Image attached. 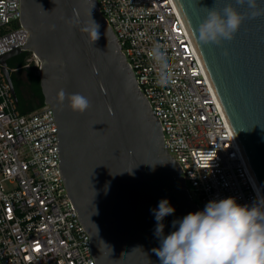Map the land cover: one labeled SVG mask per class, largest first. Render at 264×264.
Instances as JSON below:
<instances>
[{
	"label": "water",
	"instance_id": "water-1",
	"mask_svg": "<svg viewBox=\"0 0 264 264\" xmlns=\"http://www.w3.org/2000/svg\"><path fill=\"white\" fill-rule=\"evenodd\" d=\"M226 124L264 202V16L247 18L231 41L204 44L197 28L215 6L235 0H173ZM258 6L264 3L258 0ZM100 25L92 42L85 28ZM21 25L30 34L25 48L39 60L45 105L56 115L62 171L68 195L91 237L98 264H160L153 249L156 220L151 209L169 200L172 221L200 211L179 163L164 146L162 127L139 90L120 42L97 0H22ZM99 50V51H98ZM65 93L63 101L60 92ZM80 93L91 107L73 112L68 96Z\"/></svg>",
	"mask_w": 264,
	"mask_h": 264
},
{
	"label": "built area",
	"instance_id": "built-area-1",
	"mask_svg": "<svg viewBox=\"0 0 264 264\" xmlns=\"http://www.w3.org/2000/svg\"><path fill=\"white\" fill-rule=\"evenodd\" d=\"M97 3L200 211L228 197L240 205L264 204L173 0ZM21 18L22 0H0V264H98L68 195L55 112L45 105L21 114L5 73L3 57L25 48L31 37ZM154 46L174 73L165 86L148 55ZM31 55L29 64L39 69Z\"/></svg>",
	"mask_w": 264,
	"mask_h": 264
},
{
	"label": "clouds",
	"instance_id": "clouds-1",
	"mask_svg": "<svg viewBox=\"0 0 264 264\" xmlns=\"http://www.w3.org/2000/svg\"><path fill=\"white\" fill-rule=\"evenodd\" d=\"M235 4L246 6L250 12H241L232 3L222 10L216 3L212 9L206 8L207 14L196 30L202 43L231 41L245 19L264 16L258 0H235ZM99 28L93 20L85 28L92 42L100 38ZM148 55L157 67V82L161 86L170 83L174 73L165 52L154 46ZM59 96L63 101L65 93L61 91ZM68 99L72 111L78 114L91 107L89 99L80 93L70 94ZM150 211L156 220L154 235L160 242L153 251L160 264H264V204L258 201L248 206L238 204L234 197L211 200L203 210L173 220L174 230L167 235L163 221L175 213V208L169 200L161 199Z\"/></svg>",
	"mask_w": 264,
	"mask_h": 264
},
{
	"label": "trees",
	"instance_id": "trees-1",
	"mask_svg": "<svg viewBox=\"0 0 264 264\" xmlns=\"http://www.w3.org/2000/svg\"><path fill=\"white\" fill-rule=\"evenodd\" d=\"M31 57L30 53L24 52L20 60L14 58L8 61L9 68L17 70L11 75L14 76L17 107L23 115L30 114L45 106L38 68L34 64H29ZM28 65L29 67H27Z\"/></svg>",
	"mask_w": 264,
	"mask_h": 264
},
{
	"label": "flooded vegetation",
	"instance_id": "flooded-vegetation-1",
	"mask_svg": "<svg viewBox=\"0 0 264 264\" xmlns=\"http://www.w3.org/2000/svg\"><path fill=\"white\" fill-rule=\"evenodd\" d=\"M22 55V54H21ZM21 55H19V56H16V57H14V58H17V60H20V57H21ZM14 58H12V59H14ZM11 60V59H10ZM13 75H11V79H12V82H13V86L15 85V83H14V80H13Z\"/></svg>",
	"mask_w": 264,
	"mask_h": 264
},
{
	"label": "rangeland",
	"instance_id": "rangeland-1",
	"mask_svg": "<svg viewBox=\"0 0 264 264\" xmlns=\"http://www.w3.org/2000/svg\"><path fill=\"white\" fill-rule=\"evenodd\" d=\"M195 200H196V202H197V203H200V201H199V200H197V199H195Z\"/></svg>",
	"mask_w": 264,
	"mask_h": 264
},
{
	"label": "snow or ice",
	"instance_id": "snow-or-ice-1",
	"mask_svg": "<svg viewBox=\"0 0 264 264\" xmlns=\"http://www.w3.org/2000/svg\"><path fill=\"white\" fill-rule=\"evenodd\" d=\"M36 250L39 251V248H37Z\"/></svg>",
	"mask_w": 264,
	"mask_h": 264
}]
</instances>
